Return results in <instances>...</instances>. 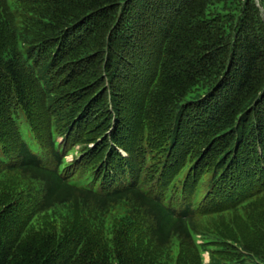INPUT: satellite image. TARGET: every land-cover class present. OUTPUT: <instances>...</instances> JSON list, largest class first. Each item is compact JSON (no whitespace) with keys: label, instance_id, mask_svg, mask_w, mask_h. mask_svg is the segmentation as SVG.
Listing matches in <instances>:
<instances>
[{"label":"trees","instance_id":"trees-1","mask_svg":"<svg viewBox=\"0 0 264 264\" xmlns=\"http://www.w3.org/2000/svg\"><path fill=\"white\" fill-rule=\"evenodd\" d=\"M0 264H264V0H0Z\"/></svg>","mask_w":264,"mask_h":264},{"label":"rangeland","instance_id":"rangeland-1","mask_svg":"<svg viewBox=\"0 0 264 264\" xmlns=\"http://www.w3.org/2000/svg\"><path fill=\"white\" fill-rule=\"evenodd\" d=\"M135 90H137V92L139 93L137 87L135 88ZM134 95L136 96V94L131 93L129 98H127L125 100L126 103H129V105L126 107V109H127V111L128 110L130 111V116H129V121H131L129 124L130 129L123 131V132H121V131L116 132L114 129V131H112L107 136V137H110L111 135H115V132H116V136L120 137L118 144L116 146L117 152L119 154H121L123 157L129 158L131 160H133V153H132V151L134 149L133 145L140 144L141 143L140 142V136L143 135V134H141L138 136L136 134L137 129H135V127L133 126L134 124H136V121H137V120H135L134 114L139 113V111H140L139 106H138V101H135L136 99L132 101V99L134 98ZM140 97H142V95H140ZM130 103H131V105H130ZM132 103H134V104H132ZM139 127L141 128V123H139ZM137 128H138V126H137ZM23 132H24L25 139L30 142L31 135H30L29 129L26 128V126H23ZM60 140L62 141V138H60ZM197 141H198V137H197L196 133L194 135L185 134V137L182 140L181 147L179 149L175 150V152H173L171 150L170 152L167 153L166 151L163 150V146H162L163 141L161 139H156V138L152 139V137H150V139H149V148L156 150L154 152L155 156L152 160V164H155L156 162L160 161L161 163L159 165V168L167 167L166 174L168 176V181H167V183L162 182L160 188L161 189L164 188L163 194H165V191L167 189L168 190L173 189L174 194L170 199H175L177 197V194H179V191L183 190V185L181 184L182 182L174 184L175 183L174 182L175 177L178 175L176 170L179 167H181L182 162L183 163L186 162L188 156L192 152V151H188V150L192 149L194 147V145H191V144H194ZM89 147L91 149H95L96 144L94 145L93 143H91V144H89ZM79 148L80 147H77V149H79ZM196 149H198V147L197 148L195 147V150H193L194 153L196 152ZM127 150H130V152H128ZM158 151L162 154H165V156H160ZM168 155H169V157L167 158ZM204 156L206 157V155H204ZM76 157H77V155H75V156L69 155L67 160L69 162H72L73 160L79 159L78 161H80V157L79 158L78 157L76 158ZM106 160H108V157H106ZM168 160H172L171 164L170 163L166 164V161L168 162ZM146 169H147V167H146ZM160 174H162V172L160 170L148 171V176L150 177L151 175H154L156 180L159 178ZM156 182L157 181H155V183ZM195 186L199 187L197 185H195ZM189 192H190V189H189ZM203 192H205V191L201 190V192H200L199 190H193L192 195H191V200L193 201L194 206L198 210L207 209V207L205 206V195L203 194ZM167 197H169V196H167ZM205 258L208 259V255H205Z\"/></svg>","mask_w":264,"mask_h":264}]
</instances>
